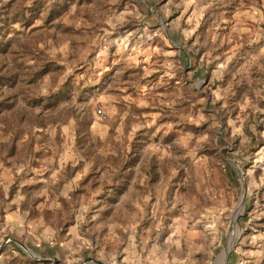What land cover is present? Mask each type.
I'll return each mask as SVG.
<instances>
[{
  "label": "rangeland",
  "instance_id": "374dc122",
  "mask_svg": "<svg viewBox=\"0 0 264 264\" xmlns=\"http://www.w3.org/2000/svg\"><path fill=\"white\" fill-rule=\"evenodd\" d=\"M172 243L264 264V0H0V264Z\"/></svg>",
  "mask_w": 264,
  "mask_h": 264
},
{
  "label": "crops",
  "instance_id": "0c3cea01",
  "mask_svg": "<svg viewBox=\"0 0 264 264\" xmlns=\"http://www.w3.org/2000/svg\"><path fill=\"white\" fill-rule=\"evenodd\" d=\"M179 249H180V246L175 245V243H172L171 245L164 247L162 251V257L163 259H165L167 264H190L188 263L187 257L185 256L183 257L178 254Z\"/></svg>",
  "mask_w": 264,
  "mask_h": 264
},
{
  "label": "water",
  "instance_id": "95a60500",
  "mask_svg": "<svg viewBox=\"0 0 264 264\" xmlns=\"http://www.w3.org/2000/svg\"><path fill=\"white\" fill-rule=\"evenodd\" d=\"M18 243H20V245H22L23 247H24V249L29 253V254H31V255H33V256H35V257H37V258H42L43 260H47V258H44V257H40V256H38L32 249H30L27 245H25V244H23V243H21V242H19L18 241ZM30 250V251H29ZM227 252L228 251H226L225 252V256L227 255ZM53 261L54 262H56V259H53ZM85 262L86 263H91V262H96V263H98V264H110V263H108V262H104V261H101V260H97V259H94L93 257H90V258H88L87 260H85ZM84 262V263H85ZM78 264H83V263H78Z\"/></svg>",
  "mask_w": 264,
  "mask_h": 264
},
{
  "label": "built area",
  "instance_id": "2783aa9c",
  "mask_svg": "<svg viewBox=\"0 0 264 264\" xmlns=\"http://www.w3.org/2000/svg\"><path fill=\"white\" fill-rule=\"evenodd\" d=\"M98 112L102 117H106V113L103 111V109H99Z\"/></svg>",
  "mask_w": 264,
  "mask_h": 264
},
{
  "label": "bare ground",
  "instance_id": "6f19581e",
  "mask_svg": "<svg viewBox=\"0 0 264 264\" xmlns=\"http://www.w3.org/2000/svg\"><path fill=\"white\" fill-rule=\"evenodd\" d=\"M30 251V250H29Z\"/></svg>",
  "mask_w": 264,
  "mask_h": 264
}]
</instances>
